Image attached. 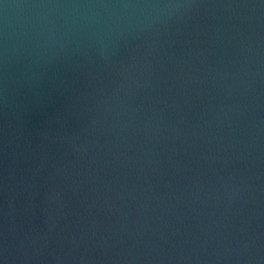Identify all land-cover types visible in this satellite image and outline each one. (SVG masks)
<instances>
[{
	"label": "water",
	"instance_id": "95a60500",
	"mask_svg": "<svg viewBox=\"0 0 264 264\" xmlns=\"http://www.w3.org/2000/svg\"><path fill=\"white\" fill-rule=\"evenodd\" d=\"M0 264H264V0H0Z\"/></svg>",
	"mask_w": 264,
	"mask_h": 264
}]
</instances>
